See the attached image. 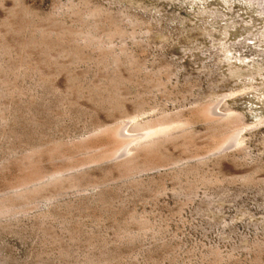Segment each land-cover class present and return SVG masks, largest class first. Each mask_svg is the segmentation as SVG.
I'll use <instances>...</instances> for the list:
<instances>
[{
	"label": "rangeland",
	"instance_id": "1",
	"mask_svg": "<svg viewBox=\"0 0 264 264\" xmlns=\"http://www.w3.org/2000/svg\"><path fill=\"white\" fill-rule=\"evenodd\" d=\"M193 8L186 15L154 0H0V204L9 201L0 212V264H264V125L229 132L233 139L212 154L198 123V160L168 147L189 160L181 168L124 181L106 162L69 173L85 177H70L79 189L56 197L48 189L22 201V190L16 199L7 189L36 148L41 156L49 146L69 148L116 119L141 134L128 115L137 105L148 112L139 121L185 114L237 88L224 74L230 57L264 64L261 33L233 40L240 25L224 31L212 19H192L201 13ZM38 155L51 171L47 153Z\"/></svg>",
	"mask_w": 264,
	"mask_h": 264
},
{
	"label": "bare ground",
	"instance_id": "2",
	"mask_svg": "<svg viewBox=\"0 0 264 264\" xmlns=\"http://www.w3.org/2000/svg\"><path fill=\"white\" fill-rule=\"evenodd\" d=\"M138 1H144V0H138ZM233 1L234 0H154V2H156V3L166 4V6H168V7L169 6H175L178 9V11H180V12L184 11V14H186V15H188L186 12L187 11L186 9H188V7H194L196 9L200 10L201 13H199L196 17H193L191 15L192 19L193 18L198 19V16H199V18L212 19L213 21L221 23V25L219 27L221 29H223L224 31H226V30L231 31L232 29H230L231 28L230 25H233L236 28L238 27V25H240L239 27H241V28L239 29V32H237L238 34H236V35L234 34L231 37V38H233V40H238L239 38L242 39L244 36L248 35L250 32H252V33L259 32L262 34L260 36L263 39V43H262L263 47L259 50V53L264 52V0H248L246 3H244V2L243 3H241V2L234 3ZM96 13H95V15H96ZM217 14H222L223 17L220 19H217V17L214 18ZM91 15H94V12H93V14L91 12ZM103 15H104V13H103ZM240 18L243 19L242 24H239L238 21H236V22L233 21L236 19L238 20ZM226 20L230 21V23H226ZM55 28H56V26H55ZM97 28H99V27H97ZM70 29L72 30L73 28H70ZM63 30H64V28H63ZM66 30H69V29L66 28ZM71 30H69L70 35L72 33ZM81 31H83V30L80 29V33H82ZM84 32H86V31H84ZM62 33L63 32L60 33L61 36H62ZM73 33L71 36L75 37L74 39H77L76 36H73V35H75ZM65 34L67 37L69 36V35H67L68 34L67 31H65ZM90 34H91V32H90ZM85 35H86V33L82 36L85 37ZM226 35L228 36V39H226V40H229V38H230L229 33ZM63 36L66 37L65 35H63ZM78 36H80V34ZM87 36L88 35H86V37ZM89 37L90 36H88L87 39ZM60 38L62 39L63 37H60ZM79 38L81 39V36ZM85 38H84V40H85ZM91 38L94 40L93 37H91ZM246 39H247V37H246ZM89 40H90V38H89ZM87 41H84V42H87ZM92 42H94V41H92ZM92 42L90 40L89 44L92 45L93 44ZM90 45H86V43H85L86 48ZM62 50H63V52L65 51L64 49H62ZM60 51H61V49H60ZM225 52L228 53L229 52L228 49H226ZM60 53L58 54L59 56H60ZM64 54H65V52H64ZM67 54L68 53L66 51V55ZM244 58H246V57H244ZM119 59H117L115 61V65L117 68H119L118 66L121 64ZM122 64H123V62H122ZM228 64H229V67L224 71V74L226 77L230 78V80L232 82L236 81V83H233L234 84L233 87H237V88L233 89L231 92L227 91L228 93L225 94L223 96V98L220 99L219 101L208 102V103H204V104H202V103L198 104L199 106L196 105V107L195 106L192 107L185 114L184 113L179 114V112L177 113L178 115H176V114L172 115L170 113L169 114L162 113L159 115H154L150 118L146 117L148 119L142 120V121H139L138 119H142L140 117L144 116L147 111L145 112L144 108L142 107L144 105L143 103H142L143 104L142 106L137 105V107L135 106L136 108H135L134 112L132 114H128V115H130L129 118H131L135 122V126H136V127L133 126V128L131 126V128L134 131L139 128L138 130L143 131V132H140L141 134L133 135L134 133L132 130L131 133H133V134L131 135L129 133L131 130H128L127 126L124 125L125 122L120 123V122L116 121L117 120L116 119L115 122H113L111 124L100 126L99 128H97L95 134L93 132L94 135L92 134V136L87 137L86 139H83L84 141H82V140L77 141V143L78 142H81V143L72 145L69 148H68V146L66 147L63 143H62L63 146L62 145L61 146L55 145L53 147L49 146V147H51V149L49 148L47 151H45L44 149L43 150L45 153H47V155L49 157L48 160H51L50 163H53L56 166L55 167L54 165H51V166H54V167H52L53 169L51 167H49V168H51V171L50 170L45 171L41 168L44 165H46V164H44L42 166V164H43L42 160L47 161V159L42 158L41 161L37 160L38 159L37 155L39 154L38 156H40V158L44 157L43 156L44 152H43V154L41 152V154H42V156H41L39 152H36L37 151V148H36V151H34V153L36 152L38 154L35 153L36 156H34L35 154L31 153L29 156L27 155L26 159L24 158L22 160L24 163L26 160V164L23 163L24 166H23V164L20 165V166L24 167L23 170H21L22 167L20 168V172L22 173V176H21V173H19L20 177L19 178L16 177L17 179H15V182L14 183L11 182L10 187H8L7 189H10L11 191L13 190V192L14 191L16 192L17 198L14 195L15 192L12 193L13 198L15 196L16 199H19V197H20V196L18 197L19 193L17 194V192L22 190V194H19V195H21V198H22V199L21 198L20 199L22 201H24V200L29 201L35 195L37 198V196H38L37 194H39L43 191H46L48 189H52L53 191L52 190L51 191L54 194H55V192L59 191L57 193L59 195V194H61V192L68 191L67 188H69V189L71 187L75 188L76 186L75 185L73 186L69 182V179L72 176V175H69V173L72 172V174H73V171L74 172L78 171L77 173L80 174V171H81V173L83 175L82 170L88 168V166L90 167L89 169L91 170L92 166L94 168H96L95 165L97 167H99L103 163H106V162L115 163L117 166L115 168L118 169L119 173L121 174V177H125L124 181H127L126 180L127 177H129V178L133 177V175L135 176L137 174L142 175V173H144V174L150 173L148 171L154 172L155 170L159 171L162 169L166 171L165 168L169 169L170 167L172 168V166H176V165L178 167H180L179 164L183 160H185L186 157H184V158L182 157V158H178V159L173 158L172 155H174V154H172L170 156V154H169L170 150L168 147L171 146V148L173 147L174 151L175 150L180 151L182 153L180 155H187L188 156L187 158H192L191 159L192 161H190V162H193V158H195V156L192 153L198 152V151L195 152V150H199L202 147V145H200V147H198V144H197L198 136L195 133V130H196L195 125L197 126L198 123H202L203 125H205L206 130H207V133L205 134V136L203 135L204 136V138H203L204 143H202L203 141L201 142L204 145L203 147L205 148V146H206L207 148H209V151H212L213 152L212 154H214V152L221 150L225 146L224 143H226L227 141L230 142V140L233 139L232 136L229 137L230 133H232V135L234 134V137H235V135H237L238 132H240L241 130H244V128H249L250 126L258 127V126L264 125V64L261 63L260 61H255V60L244 62L241 58L238 59V58H231V57H230ZM120 79L122 81V78H120ZM120 79H118V81ZM237 80H239L238 83H237ZM113 82L114 83L112 86L114 87V85H116V80ZM122 82L124 83V80ZM104 87H106V86H104ZM104 87H102V88H104ZM116 87L117 86H115V88ZM102 88H100V90H102ZM109 88H111V87H109ZM109 88L107 90H109ZM119 88H120V84H119ZM107 90H104V91H107ZM114 90L115 89H113V91ZM121 93H122V91H121ZM108 94L110 96L112 94V92L108 93ZM114 95L117 97H114L112 94L109 99L113 100V98H114V100H115L116 98H118L119 101L117 99V102L120 104L121 94H119V91H118V95H120L119 97L117 94H114ZM104 98H106V97L103 95V100H104ZM107 98H108V96H107ZM121 98H123V96ZM228 98H232L233 99L232 101H234L230 105L229 104L227 105L225 103L226 99H228ZM112 100L111 101L108 100L109 103L110 102L112 103ZM114 102H113V104L110 103V105L113 106ZM122 108L121 109L117 108V110H115L114 108L113 109L117 113L118 111L120 112L122 110ZM124 111H125V109H124ZM118 113H117V115H118ZM120 113H122V112H120ZM125 114L126 113H124L123 116L126 117ZM122 117L120 116V119ZM249 117H252V119L250 120ZM131 119H130V121H131ZM128 120L126 119V121H128ZM125 124L127 125V123H125ZM134 128H136V129H134ZM135 132L138 133L139 131L138 132L135 131ZM228 133H229V135H228ZM198 142L200 143V141H198ZM74 143H76V142H74ZM240 143H241V141L236 136L235 141H234L235 147L238 146ZM202 150H200V151H202ZM203 151H205V149ZM209 151H208V153H210ZM170 153H171V151H170ZM202 154H204V153L202 152ZM31 155H32V157H30ZM195 155H196L195 159H197L199 157L198 153H196ZM78 156H80V157L78 158ZM34 158H37V159H35L36 161H34ZM44 158H47V157H44ZM200 159H204V158H200ZM187 161L186 162L184 161L182 163H185V164L189 163L188 159H187ZM41 162H42V164H41ZM56 163L59 165L62 163V165L57 166ZM97 164H101V165L98 166ZM108 164L109 163H107V165ZM112 165H109V166L111 167ZM94 168H93V170H94ZM77 173H76V175H79ZM84 174H85V171H84ZM75 176H72V177H75ZM80 177H81V175L77 176V180ZM83 177H85V176H83ZM83 177H81V178H83ZM108 177H110V176H108ZM75 178H72V180ZM77 180L75 179V181H77ZM134 180H132V182ZM92 181H93V178H92ZM92 181H89V182L91 183ZM94 181H97V180H94ZM98 181H100V180H98ZM105 181H106V179H105ZM105 181H104V183H105ZM100 183H103V181H101ZM77 185L79 186V184H77ZM100 185H102V184H100ZM100 185H94L93 187H98ZM64 188L66 189L65 191H63ZM76 189H79V187H76ZM53 193L50 192V196L48 198H46L48 200V202H51L49 198L52 199V197H54V196H52ZM7 195L8 194H6V196ZM6 196H4V197L6 198ZM55 197H56V194H55ZM36 198L34 197V199H36ZM54 199L55 198H53V201H54ZM13 200L11 198V201L15 202ZM21 200H20V202H21ZM7 201L8 200H6V202L3 201L0 204V212L2 214H4L3 212L7 210V205H6ZM27 202L26 203L22 202V203L27 204V205H25L26 207L29 205L30 202H31V205L33 204L32 201H30L28 203ZM8 203H9V201H8ZM12 205H13V203H12ZM142 224H144L143 221H142Z\"/></svg>",
	"mask_w": 264,
	"mask_h": 264
}]
</instances>
